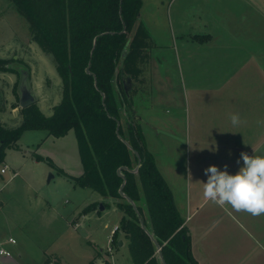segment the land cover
<instances>
[{
	"label": "trees",
	"instance_id": "trees-1",
	"mask_svg": "<svg viewBox=\"0 0 264 264\" xmlns=\"http://www.w3.org/2000/svg\"><path fill=\"white\" fill-rule=\"evenodd\" d=\"M14 1L31 26L33 41L52 56L63 91L62 101L51 116L34 104L21 109L24 119L19 127L7 129L0 122V163L25 130L44 129L55 138L74 131L83 174H63L75 186L121 200L117 205L125 216L120 224L133 263L162 264L156 246L142 229L141 218L159 243L166 264H198L189 230L147 148L140 121L134 119L132 98L123 90L122 74L131 77L136 73L135 59L146 43L154 44L140 23L142 0ZM2 63L0 59V71H6ZM89 65L91 73L86 72ZM35 158L43 160L39 155ZM121 167L127 168L122 170L124 193L134 201L139 215L119 194L123 178L117 170ZM52 262L49 259L43 264ZM103 264L112 263L104 260Z\"/></svg>",
	"mask_w": 264,
	"mask_h": 264
},
{
	"label": "rangeland",
	"instance_id": "rangeland-1",
	"mask_svg": "<svg viewBox=\"0 0 264 264\" xmlns=\"http://www.w3.org/2000/svg\"><path fill=\"white\" fill-rule=\"evenodd\" d=\"M148 1L152 32L164 45L172 47L174 30L170 20L177 16L167 9L172 0H145L146 4ZM162 2L166 8H160ZM194 2L205 11L213 4L212 0ZM151 4L158 7L153 9ZM261 16L258 34L263 47L264 11ZM171 53V49L146 43L134 62L137 72L131 75L134 83L131 98L136 114L145 119L154 110L148 121L156 126L171 123V116L183 109L182 88ZM0 59L7 67L6 71H0L3 126L14 129L24 119L17 91L23 70L29 71L36 107L51 116L53 108L62 101V81L52 56L33 41L31 26L14 0H0ZM36 155L43 160L38 161ZM5 165L7 171L0 172V244L9 246V238H14L16 244L10 246V258L0 256V264H43L49 259L61 264H103L104 260L112 264H134L120 224L125 216L117 205L121 200L75 186L63 174L71 177L83 174L74 131L55 138L44 129L25 130L17 146L6 151L0 171ZM50 175H53L51 179ZM99 204L104 206L102 211L98 210ZM85 209L91 210L86 213ZM116 227L119 229L114 235L112 231Z\"/></svg>",
	"mask_w": 264,
	"mask_h": 264
},
{
	"label": "crops",
	"instance_id": "crops-1",
	"mask_svg": "<svg viewBox=\"0 0 264 264\" xmlns=\"http://www.w3.org/2000/svg\"><path fill=\"white\" fill-rule=\"evenodd\" d=\"M212 1L208 11L194 0L169 3L167 9L177 15L170 20L171 47L152 32L149 1L142 0L140 23L157 48L172 50L183 109L171 123L158 126L148 121L150 110L140 124L189 230L198 264H264V215L217 206L204 198L202 183L209 166L223 171L227 165L234 175L243 166L242 152L264 154V125L258 123L264 121V46L258 34L264 5L262 0ZM160 6L166 8L165 2ZM233 113L241 117L237 127L230 122Z\"/></svg>",
	"mask_w": 264,
	"mask_h": 264
},
{
	"label": "clouds",
	"instance_id": "clouds-1",
	"mask_svg": "<svg viewBox=\"0 0 264 264\" xmlns=\"http://www.w3.org/2000/svg\"><path fill=\"white\" fill-rule=\"evenodd\" d=\"M230 122L233 127L239 126L240 114H231ZM258 123L264 125V121ZM241 158L243 166L234 175L229 174L227 165L223 171L215 165L205 169L208 179L202 182L203 196L217 206L230 205L236 212L264 215V154L250 156L242 152ZM6 254L0 249V255Z\"/></svg>",
	"mask_w": 264,
	"mask_h": 264
},
{
	"label": "water",
	"instance_id": "water-1",
	"mask_svg": "<svg viewBox=\"0 0 264 264\" xmlns=\"http://www.w3.org/2000/svg\"><path fill=\"white\" fill-rule=\"evenodd\" d=\"M96 42V39H95ZM87 73H91L90 72V65L89 67L86 69ZM121 80H122V85H123V90H124V94L127 98L131 97V92L132 89L134 87V83L132 81V78L130 76H126L124 74H122L121 76ZM18 95H19V104L21 109L30 107L31 105H34L37 102V97L36 95L33 93L32 88L30 87L29 84V71L28 70H23L20 72V80H19V85H18ZM103 100H104V94H103ZM133 112L135 113L134 115V119L136 121H142V117L140 115L136 114V109H133ZM116 134L119 136V124L117 126L116 129ZM120 138V137H119ZM129 148H131L128 143L126 141H124L122 138H120ZM134 154L136 155V157L139 160L140 163V159L138 157V154L136 151H133ZM140 164L138 165V167H136L134 170H132L133 172H137L138 168H139ZM127 169L126 167H121L117 170V174L119 176H121L123 178V183L119 189V194L121 197H123L124 199H126L133 207L134 211L137 213V215H139L138 209L134 203V201L124 193V187H125V183H126V178L124 177V175L122 174V170ZM53 177V175H50V179ZM49 179V181H50ZM104 209V206L102 204L98 205V210L102 211ZM140 224L142 226V229L147 233V235L151 238V240L153 241L154 245L157 248L158 254L160 255L161 258V262L162 264H166L163 256H162V252H161V247L159 245V243L157 242V240L154 238V236L149 232V230L146 228L143 220L140 218Z\"/></svg>",
	"mask_w": 264,
	"mask_h": 264
},
{
	"label": "built area",
	"instance_id": "built-area-1",
	"mask_svg": "<svg viewBox=\"0 0 264 264\" xmlns=\"http://www.w3.org/2000/svg\"><path fill=\"white\" fill-rule=\"evenodd\" d=\"M8 169V166H5L4 168L1 169V173H5ZM118 227H116L112 232L114 233V231L117 229ZM7 243L9 246H3L2 243L0 244V249H3L7 254L6 255H0L2 257H6V258H10L12 256V252L10 251V246L15 245L16 244V240L14 238H9L7 240ZM49 264H55V263H49Z\"/></svg>",
	"mask_w": 264,
	"mask_h": 264
}]
</instances>
